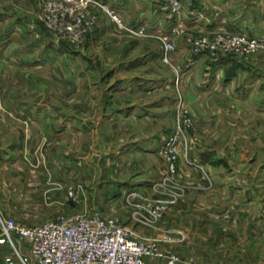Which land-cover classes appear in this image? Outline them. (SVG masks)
Segmentation results:
<instances>
[{"label":"crops","instance_id":"1","mask_svg":"<svg viewBox=\"0 0 264 264\" xmlns=\"http://www.w3.org/2000/svg\"><path fill=\"white\" fill-rule=\"evenodd\" d=\"M98 1L109 3L118 12L122 26H115L100 16L86 42L78 49L57 42L50 34L37 36L34 49L47 54L53 61L41 62L53 74L54 86L69 94L68 112L51 104L62 103L59 94H54L50 101L46 98L32 101L37 102L32 105L31 96L15 89L20 85L22 88L30 86L29 82H7L16 86L13 85L10 94H6V110L2 113L6 116L8 135L6 156L0 161V182L6 181L9 187H13L21 185L24 178L34 179L30 182L32 185L47 180L53 184L52 195L59 194L61 183L69 181L72 185L76 180L63 177L61 168L66 167L63 162L70 163V177L92 176V166H99L93 162L97 148L94 135L105 133L124 136L118 149L122 153L114 162L119 168L116 174L124 173V152L127 149L140 153L146 165L154 159L150 165L157 168V165L161 166L155 161L163 140L161 135L173 126L170 105L179 95L195 120L194 132L187 133L189 144L181 150L179 159L183 177H188V183L194 188L189 192H198L199 196L202 193L203 199L217 193L244 205V208H237L233 216L235 212L231 214V209L222 210L215 203L207 204L198 216L203 214L208 218H198L192 228L189 221L187 230L197 226L198 231H219L220 240L226 242L223 232L235 227L242 234L231 242L236 246L244 244L246 232L252 231L254 235L249 236L258 237L264 230L262 221L260 224L261 219L264 221V207L255 209L253 202L263 200L264 191L255 185L252 186L255 191L245 190L250 183L247 181L244 188V180H253L254 177L248 175V178L235 166L244 164L246 170L250 167L264 169V50L245 61L234 57L213 60L207 53L194 55L186 46L184 36L172 35L176 50L167 62H163L159 35L168 34L175 23L161 8L159 0ZM25 2L20 11L12 0H0L1 56H8L14 49L12 40L22 38L26 33L29 35L30 32L21 33L24 24L35 22L25 11L35 7L37 0ZM181 2L184 15L180 25L185 28V35L210 37L224 30L247 32L264 39V0ZM141 28L143 35H138L136 31ZM101 85L102 90H99ZM189 135L194 137L193 142ZM197 136L201 138L196 140ZM128 139L131 141L127 142ZM244 144L248 149L243 147ZM241 150L244 154L240 153ZM252 151L256 152L255 155ZM49 167L51 170L47 169ZM141 178L134 182L145 181ZM133 183L129 182L130 185ZM1 192L5 195L2 198L13 208H6L0 200V214L13 215L8 218L31 226L15 216L35 213L28 202V197L35 192L28 189L26 195L17 197L14 193ZM223 213L233 217L229 225L223 222ZM113 215L110 217L128 223L117 211ZM209 218L213 226L208 223ZM139 229L137 226L136 230ZM139 231L144 236L145 233Z\"/></svg>","mask_w":264,"mask_h":264},{"label":"rangeland","instance_id":"2","mask_svg":"<svg viewBox=\"0 0 264 264\" xmlns=\"http://www.w3.org/2000/svg\"><path fill=\"white\" fill-rule=\"evenodd\" d=\"M26 0H12L14 4L17 6V9L19 7V10H23V5L26 3ZM25 2V3H24ZM45 2L46 0H37L35 4H37L35 7L29 8L28 11H25L28 16L33 17L35 22H30L24 24V31L22 28L21 33L23 32H30L29 35L26 33L24 37L14 39L12 40L13 43V50L10 51L8 56H5L2 54L0 55V161H4L6 156V116L4 111L6 110L5 105V96L6 94H10L9 90H11L14 86H16L14 83L13 85H10V83L7 82H29L30 86H27L25 88H22L23 85L18 86L20 93L31 96V103L32 105H36L37 102L32 101H39L43 98H46L47 101H50V99L54 98V94L61 95L62 103L57 104L56 102L51 103L52 105H56L58 110L63 111H69L70 105H69V94L64 92V90H60L54 86L53 83V74H51L49 67L45 66L44 63L42 64L41 61H52L49 60V56L47 54L43 55V52H39L38 49H34L37 45V39L38 35H47L50 34L54 40H56L51 31L46 28V23L44 20V14L45 11ZM105 2V1H104ZM161 4V8H163L164 2L159 0ZM167 12V15L176 23V20L171 16L170 12L165 10ZM93 13L97 16V20L94 23H90L91 17L87 16L83 18L82 21V34L78 37L74 34L71 35V38L67 39L69 36V32L61 28L62 25L68 26L69 24L73 26V32L77 31V25L73 21H67L64 24L57 23L56 25L60 28L61 31L68 33L67 38L56 40L57 42H63L64 44L71 45L73 48H81L84 43L86 42L89 34L95 27L98 18L100 16L106 18L103 13H101L97 7L92 6L90 7V13ZM184 15V14H183ZM183 17V16H182ZM121 19V18H120ZM109 20V19H108ZM115 24V23H114ZM122 25V20H121ZM20 27L21 25H17ZM115 26H119L116 25ZM185 29V28H184ZM139 30V29H138ZM136 31V33L138 32ZM186 31V30H185ZM14 32H20V31H14ZM144 32V31H143ZM229 33V31H220L216 34H226ZM230 33H241L246 36H252L251 34H248L247 32H230ZM20 34V33H19ZM138 34V33H137ZM167 34V33H163ZM214 34L213 36H215ZM139 35V34H138ZM162 34L159 35V37ZM184 37H202L205 39H212L213 36H198V35H185V32L181 34ZM16 36V35H15ZM33 36V37H32ZM258 39L257 36H252ZM71 42V43H70ZM161 42V41H160ZM41 43V42H40ZM20 44V46H19ZM16 45V47H15ZM175 45V44H174ZM176 50V49H175ZM264 50V47L261 49H258L257 52L251 53L247 59L256 56L260 54ZM40 51H42L40 49ZM161 52L163 55L162 50V44H161ZM52 56V55H51ZM162 57V56H161ZM47 59V60H46ZM245 59V60H247ZM169 60V58L167 59ZM243 60V61H245ZM53 62V61H52ZM15 65V66H13ZM17 65L21 67H17ZM14 69H12V67ZM45 68V69H44ZM51 75H50V74ZM103 85L99 87V90H102ZM24 90V91H23ZM27 90V91H25ZM101 92V91H100ZM66 94V95H65ZM65 95V96H64ZM177 98H180L179 95H176V99H174V103L172 102L170 105L171 114L173 116V126L172 129L168 132L161 135L164 139L166 136H169L170 133L175 128V114H174V105L177 100ZM182 100V98H180ZM184 103V101L182 100ZM185 104V103H184ZM188 107V106H187ZM189 109V108H188ZM190 110V109H189ZM191 112V111H190ZM193 116V115H192ZM193 122L195 124V120L193 118ZM193 124V125H194ZM241 125H244L243 122ZM248 128V126H246ZM195 125L192 128V130H189L194 132ZM171 131V132H170ZM188 135V134H187ZM138 135H136L134 138H136ZM190 137H193L189 135ZM124 138L123 135H116V134H95L94 135V143L97 148L94 150V157L93 162L95 165H99L97 167H93L90 169V173L93 172V174L90 175H84L82 178H78L77 176H71L69 171L71 170L68 166L70 163L63 162L65 166H63L61 169L64 172L63 177L65 178H73L78 179L77 181L73 182L72 185H70L69 181L61 183L58 188L60 189L59 194L56 193L52 195L53 193L52 188L53 184H51V181L45 180V182L37 183L36 185H32L30 182L32 180H28V178L23 180L22 184H17L13 187H9L8 182H0V191L2 190L5 192V194L8 193H14V195L17 197V195H26L28 192V189L30 191L35 192L31 197H28V202L30 204L31 210H35V213L31 214H17L15 217L23 220L22 222H29V225H37L44 221L48 220H54L61 216L71 215V214H90L92 212L98 211L103 216H114V211L119 213L123 217V220L128 221L126 225H129L130 227L136 229L137 226H139V230H141V233H145L143 237H159L161 238L166 231V235L170 234V237L173 239L172 242L167 243L164 248L167 251H173L176 252L177 255L180 257L179 264H264V230L262 232H259L255 236H249V234L254 233L252 231L246 232L244 237V244L242 246H236L234 244H231V242H235V238L241 236L240 232H237V229L234 227L232 231L223 232V235L226 237V242L220 240V232L219 231H208V230H202L198 231L196 227L193 230H187L189 224L188 222H191V228L196 225L198 218H201L204 220L208 218L207 215H200L198 216L199 212L203 210V207L207 204L213 205L215 203L216 207H220L222 210H230V213H234L237 208H244V205H240V201L237 203L235 202V199H225L222 197V195H219L217 193H211L212 195H209L207 199H203L202 193L201 196H199L198 192H189L190 190H193L194 188L191 187V183H188V177H183L180 168L178 167V175L175 178L176 181L175 184L177 186H174L173 183H167V185L162 189L164 193L157 194L153 192V185L157 181H160L162 178L166 177L165 175V164L163 163L162 159L159 156V148L161 144L158 146L157 150V160L156 163L160 164L161 166L155 168V166H151L152 160L149 164H145V160L141 157L140 153L137 151H129L128 149L125 150V164L123 166L124 173L122 175H118L115 173V171H118L116 166H114V162L117 161V156L119 153L118 149L119 146H121L122 139ZM188 138V136H187ZM200 139L198 136L196 137V140ZM187 146L189 144V139H187ZM130 142L131 139H128L127 142ZM194 141V137L192 138L191 142ZM162 143V142H161ZM191 144V143H190ZM245 149H248L245 147V144L243 145ZM181 152V151H180ZM186 152V151H185ZM224 154H227L226 150H222ZM251 152V151H249ZM234 153V152H233ZM242 154H244L241 150ZM252 153L255 155L256 152ZM91 165V164H90ZM104 165V166H103ZM1 166V165H0ZM142 168V169H140ZM159 168V169H158ZM50 169L51 168H47ZM122 169V168H120ZM235 169L238 172H241L242 174L249 175L250 177H254L252 180L251 178L245 179L243 183V187L245 188L244 184L250 183L249 188H245V190H253L255 191L257 187L259 190L264 191V169L258 167H250L248 170L247 167H245L244 164H239L235 166ZM49 170V171H50ZM6 172V170H5ZM95 172V173H94ZM87 173V172H86ZM256 175H259L258 177ZM46 177H49L48 174H45ZM142 179L143 177L145 181L143 182H134L135 180ZM79 177H81V174H79ZM124 178H126L124 182ZM68 180V179H67ZM95 180L93 183L88 184L86 181ZM150 180V181H149ZM120 181V183H119ZM253 181V182H252ZM86 182V183H85ZM123 182L125 184H123ZM129 182L133 184H129ZM4 183V184H3ZM263 184V185H262ZM255 187H252L254 186ZM37 186V187H36ZM130 186H135L136 188H131ZM174 186V187H173ZM35 187V188H33ZM234 186H231L233 188ZM263 189V190H262ZM120 190V192H119ZM137 192L141 195V199L144 201L145 198L150 200H156V199H167L168 194L173 192L175 193V200L172 204H170L169 209L167 210L166 214L162 217L158 225L164 230L162 233L158 232L157 230L147 228L145 226H141L137 224L134 220L131 218V214L134 210H138V207L134 204H142V200L139 198H135L132 200V203L134 204H128L126 201L127 195L130 192ZM177 193V194H176ZM58 194V195H57ZM217 194V195H216ZM5 195H2V192L0 193V200L4 204L6 208L11 207L13 208V205L8 202L6 199H3ZM3 197V198H2ZM242 201V200H241ZM239 203V204H238ZM243 203V202H242ZM255 209L264 207V199H257L253 202ZM240 206V207H239ZM211 209L213 207H210ZM254 208V207H252ZM229 214V212L227 211ZM228 214L223 213V222L226 225H229L232 221L233 217ZM236 215V212L233 214V216ZM3 218H8L13 215H6V214H0ZM14 217V216H13ZM212 219V216H210ZM246 217V216H244ZM247 219L251 222L250 216L247 217ZM264 224L263 219L260 220V224ZM20 222V221H18ZM21 222V223H22ZM208 223L213 226V223L210 221V218L208 219ZM221 223V222H218ZM235 224H238L237 221ZM138 230V232H140ZM143 231V232H142ZM164 237V236H163ZM177 240V241H176ZM245 242L247 244L245 245ZM221 243V244H220ZM13 245L14 248L9 245L0 244V264H35L32 259L29 256L28 252V246L27 244L23 242H18L15 239H13Z\"/></svg>","mask_w":264,"mask_h":264},{"label":"built area","instance_id":"3","mask_svg":"<svg viewBox=\"0 0 264 264\" xmlns=\"http://www.w3.org/2000/svg\"><path fill=\"white\" fill-rule=\"evenodd\" d=\"M163 8L170 12L176 20L168 34L159 38L162 44V60L167 62L176 47L172 35L185 32L181 26L184 7L181 0H161ZM95 6L112 23L121 25L118 12L107 2L98 0H46L44 20L56 40L67 38L56 25L73 21V26L62 25L61 28L71 35L82 34L83 18L90 16V23L97 20V16L90 13V7ZM143 28L138 30L143 35ZM71 43V42H70ZM185 44L194 55L209 54L213 60L234 57L245 60L251 53L264 47V39L246 36L241 33L216 34L212 39L202 37H185ZM175 128L166 136L159 148V156L165 164V175L153 185V192L164 193L162 190L167 183L175 184L178 175L180 151L187 146V133L194 127L193 116L186 104L177 98L174 105ZM174 186H177L175 184ZM173 186V187H174ZM177 194V193H176ZM167 199L144 201L135 191L127 195L128 204L139 198L142 204H134L138 210L131 214L132 220L141 226L157 230H164L158 225L162 217L174 202L175 193L168 194ZM159 237H143L136 229L108 216L95 211L90 214H71L44 221L37 225H23L11 218L0 216V244L14 248L13 239L28 246L29 256L35 264H179L180 257L176 252L167 251L164 246L173 241L170 234ZM177 241V240H176Z\"/></svg>","mask_w":264,"mask_h":264}]
</instances>
